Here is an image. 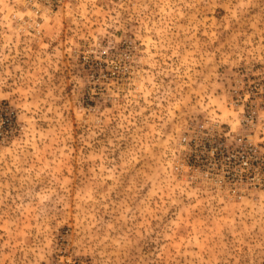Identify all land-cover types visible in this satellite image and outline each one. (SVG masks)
<instances>
[{
    "label": "rangeland",
    "instance_id": "1",
    "mask_svg": "<svg viewBox=\"0 0 264 264\" xmlns=\"http://www.w3.org/2000/svg\"><path fill=\"white\" fill-rule=\"evenodd\" d=\"M31 14L0 0V264H264V190L173 168L185 132L236 129L235 90L264 82V0Z\"/></svg>",
    "mask_w": 264,
    "mask_h": 264
},
{
    "label": "built area",
    "instance_id": "2",
    "mask_svg": "<svg viewBox=\"0 0 264 264\" xmlns=\"http://www.w3.org/2000/svg\"><path fill=\"white\" fill-rule=\"evenodd\" d=\"M21 1L32 14L19 20L40 26L54 11L75 0ZM245 86L244 92L235 90L230 102L237 128L219 120L197 122L179 139L173 162L175 170L203 178L237 199L264 190V146L257 139L264 119V82H246Z\"/></svg>",
    "mask_w": 264,
    "mask_h": 264
}]
</instances>
